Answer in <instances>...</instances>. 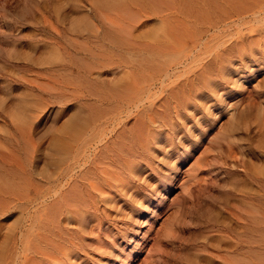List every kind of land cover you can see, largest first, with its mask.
Wrapping results in <instances>:
<instances>
[{
	"label": "rangeland",
	"instance_id": "374dc122",
	"mask_svg": "<svg viewBox=\"0 0 264 264\" xmlns=\"http://www.w3.org/2000/svg\"><path fill=\"white\" fill-rule=\"evenodd\" d=\"M248 27L259 29L263 47L264 0H0V223L47 219L58 207L55 188L85 165L95 133L122 124L140 129L127 112L131 98L142 106L160 100V83L182 80L211 40ZM177 35L187 44L166 62ZM233 48L224 73L212 60L204 78L168 99L167 113L176 105L181 115H171V134L162 129L148 156L157 172L139 170L145 181L138 202L122 197L106 207L104 235L117 240L127 221L139 224L131 244L119 240L115 264L256 263L264 219V47L241 60ZM146 75L149 90L128 89L131 77ZM99 93L109 102H96ZM169 175L168 194L149 192L150 184L161 191Z\"/></svg>",
	"mask_w": 264,
	"mask_h": 264
},
{
	"label": "bare ground",
	"instance_id": "6f19581e",
	"mask_svg": "<svg viewBox=\"0 0 264 264\" xmlns=\"http://www.w3.org/2000/svg\"><path fill=\"white\" fill-rule=\"evenodd\" d=\"M18 13L19 16H24L23 10L18 11ZM169 33L171 34L170 31ZM205 33L207 32L202 30L201 32L198 31L197 35L192 34L193 36L189 40L190 43L193 45L199 44ZM259 33V29L248 27L225 36L222 41L221 38H219L220 41L216 38L215 44L213 43L214 39L211 40L214 46L210 42L208 43L211 45L207 52L203 53L205 58L194 59L193 63H190L192 65L187 66L186 76L182 80H179L180 76L167 83H165V80L160 83V88L165 93L160 100L155 102L152 98L146 105L142 106L141 98H131L132 101L128 104L130 106H128L127 112L134 115V124L141 125L140 129L133 132L131 128L127 129L122 124L118 128L113 127L111 129V127H108V129L98 134L95 133L92 144L96 146L93 148L92 153L85 157V165L74 176H70L59 184L57 191L55 188L54 196L56 198L53 197V199L58 200V207L50 209L47 219H32L30 221L18 219L10 223L1 221L0 264H115L112 259L116 257L119 240H122L125 244H131L139 224L127 221L125 225H129L125 226V230L117 232V236H121L117 240H114L116 236L112 233L104 235L107 230V228L104 229L107 224L105 219L107 217L106 207L115 206L117 199L122 197H128L129 202L137 203L139 200L136 191L138 184L145 181L144 178L140 177L139 170L142 166H149L153 173L157 172L148 164V156L160 143L163 135L161 133L162 129L166 128V135L171 134V115L178 119L181 115L178 109L179 106L176 105L167 113L169 108L167 106L168 99L176 91H182V89L190 86L188 83L191 82L192 78H204L202 74L205 72L206 66L208 68L214 60L219 59L221 61L218 60L221 65L217 66H220V73H224L223 69L231 63L232 58L229 54L234 46L235 48L239 46L235 50L237 53L240 49L238 53V59L240 60L245 56L253 55L258 50H263L264 45L261 46V41H259L261 40V34L259 36ZM182 37L184 36L177 35L171 38L175 40L174 43L172 42L175 50H173V53L166 55L168 57L165 59L166 62L171 61L179 52L183 51L184 47L182 45L187 44V37L181 40ZM173 47L171 45V48ZM152 62L154 63V61ZM151 65H153L151 62L144 64V66H147L146 68ZM151 80L150 75L133 76L129 81L131 85H126L128 89L134 85L140 93L149 90ZM202 82L203 85L206 84L205 80ZM187 88L189 89V87ZM121 89L125 90L124 87H121ZM200 89H202L201 86ZM192 91L191 89L189 93L194 94ZM183 94L185 95V93ZM95 100L99 103L109 102L101 93L96 95ZM185 100L188 102L184 97L183 103ZM191 100L193 98L190 99L189 103H191ZM186 106H182L183 111H187ZM101 108L105 109L106 107L101 106ZM164 152L166 154V151ZM185 154L187 155L188 151ZM162 178L166 183L165 187L160 191L158 185L153 187V184H150L149 192H155L156 196L161 197L170 192L169 184L171 183L170 179L173 177L170 178L169 175L162 176ZM51 194L53 195V193ZM258 220L262 221L263 227H260V235L257 237L252 253L255 257V264H264V219ZM129 221L131 220L129 219ZM257 234L259 233L257 232ZM92 247L96 250V254H91Z\"/></svg>",
	"mask_w": 264,
	"mask_h": 264
}]
</instances>
